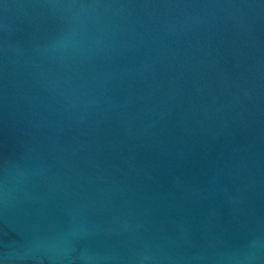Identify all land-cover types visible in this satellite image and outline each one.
Here are the masks:
<instances>
[{"label": "water", "instance_id": "95a60500", "mask_svg": "<svg viewBox=\"0 0 264 264\" xmlns=\"http://www.w3.org/2000/svg\"><path fill=\"white\" fill-rule=\"evenodd\" d=\"M0 264H264V0H0Z\"/></svg>", "mask_w": 264, "mask_h": 264}]
</instances>
